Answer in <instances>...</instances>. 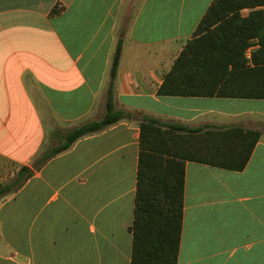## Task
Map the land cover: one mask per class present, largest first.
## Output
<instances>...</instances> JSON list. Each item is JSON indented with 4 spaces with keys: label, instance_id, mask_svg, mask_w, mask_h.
Instances as JSON below:
<instances>
[{
    "label": "crops",
    "instance_id": "obj_1",
    "mask_svg": "<svg viewBox=\"0 0 264 264\" xmlns=\"http://www.w3.org/2000/svg\"><path fill=\"white\" fill-rule=\"evenodd\" d=\"M213 2L0 0V185L103 119L120 44L115 109L129 116L0 200V264H132L145 118L261 134L242 171L186 163L178 264H264V100L159 95Z\"/></svg>",
    "mask_w": 264,
    "mask_h": 264
},
{
    "label": "trees",
    "instance_id": "obj_2",
    "mask_svg": "<svg viewBox=\"0 0 264 264\" xmlns=\"http://www.w3.org/2000/svg\"><path fill=\"white\" fill-rule=\"evenodd\" d=\"M264 0H214L193 37L165 75L162 97L264 100ZM250 9L248 17L242 11ZM258 39L259 48L246 53ZM122 46L114 55L106 114L70 131L45 151L34 171L23 167L0 185V200L19 191L36 170L78 140L128 118L115 109L114 85ZM132 264H178L184 218L186 163L233 171L246 168L261 137L242 127L188 128L145 118L140 124Z\"/></svg>",
    "mask_w": 264,
    "mask_h": 264
},
{
    "label": "built area",
    "instance_id": "obj_3",
    "mask_svg": "<svg viewBox=\"0 0 264 264\" xmlns=\"http://www.w3.org/2000/svg\"><path fill=\"white\" fill-rule=\"evenodd\" d=\"M246 55H247V58L250 60L251 59V55L248 54V52L246 53Z\"/></svg>",
    "mask_w": 264,
    "mask_h": 264
},
{
    "label": "rangeland",
    "instance_id": "obj_4",
    "mask_svg": "<svg viewBox=\"0 0 264 264\" xmlns=\"http://www.w3.org/2000/svg\"><path fill=\"white\" fill-rule=\"evenodd\" d=\"M11 181V180H10ZM10 181H8V182H10Z\"/></svg>",
    "mask_w": 264,
    "mask_h": 264
}]
</instances>
